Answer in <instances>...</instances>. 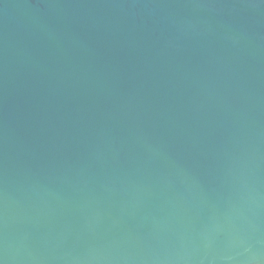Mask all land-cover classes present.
I'll return each instance as SVG.
<instances>
[{
	"label": "water",
	"instance_id": "obj_1",
	"mask_svg": "<svg viewBox=\"0 0 264 264\" xmlns=\"http://www.w3.org/2000/svg\"><path fill=\"white\" fill-rule=\"evenodd\" d=\"M0 264H264V0H0Z\"/></svg>",
	"mask_w": 264,
	"mask_h": 264
}]
</instances>
